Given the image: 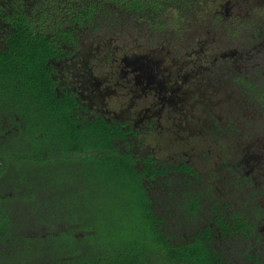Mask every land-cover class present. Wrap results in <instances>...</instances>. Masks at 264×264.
<instances>
[{"label":"trees","instance_id":"16d2710c","mask_svg":"<svg viewBox=\"0 0 264 264\" xmlns=\"http://www.w3.org/2000/svg\"><path fill=\"white\" fill-rule=\"evenodd\" d=\"M216 2L0 0V193L12 191L0 196V264H236L202 235L177 237L182 223L151 208L125 157L97 151L111 149V129L74 121L73 97L55 92L45 65L84 31L124 37L199 18ZM19 159L44 169L34 177L3 171ZM87 159L93 168H72ZM61 161L72 169L45 168ZM195 206L180 210L182 222L197 216Z\"/></svg>","mask_w":264,"mask_h":264},{"label":"flooded vegetation","instance_id":"af4514ba","mask_svg":"<svg viewBox=\"0 0 264 264\" xmlns=\"http://www.w3.org/2000/svg\"><path fill=\"white\" fill-rule=\"evenodd\" d=\"M257 1L264 0H243L237 6L234 5V0H218L214 11L208 10L196 18L202 27L197 31L210 30L207 27L215 20H224L232 10L231 16L235 10H241L244 5ZM235 18L244 22V18ZM196 19L176 20L174 24L157 29H128L124 37L117 36L113 31L109 32L107 41L115 43L109 49L105 45L106 50L101 56L98 54L103 48L98 46V40L92 35L99 29L87 30L76 37V46L61 44L57 47L45 65L55 92L61 96L69 94L73 97L76 103L73 110L74 121L77 120L78 124L87 122L95 125L94 122L102 120L106 123L105 127L111 129V149L97 151L111 150L125 157L127 167L135 171L150 198L151 208L161 213L159 216L164 214V218L170 220L171 217H176L175 220L182 223L177 227L178 232L175 231L177 237L202 235L216 250H219V245L224 247L222 257H227L226 248L229 250L237 239H249L248 244H245L249 250L242 251L243 258L251 256L258 260L262 254L257 249L261 245L264 248V201L258 204L252 200L247 217L242 215L241 210L228 209L229 202L216 200L212 197L215 193L211 191L214 187L218 189L216 183L230 190L235 189V185L244 189L253 186V190L259 191L256 196H261L264 185L259 182L262 180L260 176L264 177V171H257L255 174V169L260 166L252 163L257 161L256 156L247 152V146L251 142L246 141L242 145L236 140L232 152L223 148L221 143L224 139H231L228 133L232 128L227 124L229 128L225 130L226 133L221 128H215L214 113L203 98L214 95L215 88L222 85L220 80L215 79L222 68L218 60H229L234 67L246 66L244 63L248 60L242 58V53L246 57L256 56L261 42L249 43L245 52L223 46L212 53L215 55H207L199 52L198 48L191 47L190 41L186 46L171 41L174 36L179 38V34L185 32L189 23ZM263 30L264 27L259 31L253 30V38L264 36ZM200 40L193 39L192 45L200 47ZM151 41L154 44L148 47ZM164 41L165 48L162 47ZM86 43H96L95 50L87 48ZM250 50L254 52L252 55L248 54ZM250 66L253 67V64ZM262 79L263 86L259 95L264 97V77ZM245 80V77L240 76L233 79V82L239 83L236 86L244 93L248 87ZM224 109L230 110L226 106ZM217 118L220 122V116ZM228 120L229 117L226 122ZM205 122L212 128L207 131L206 137L203 135L208 125L202 128ZM253 127L250 126V129ZM247 133L249 136L253 133L252 136L256 137L254 130ZM206 140L212 143L207 145V150L203 147ZM255 141L258 144L262 142L260 137ZM50 163L45 168H61L65 171L80 166L84 168L86 165L93 168L91 159L84 163L80 161L71 169L70 161ZM200 165L206 169V175H213L205 178L198 169ZM40 167L30 169L27 163L19 159L18 162H7L3 171L8 172L7 169L10 168L14 174L9 172L10 176L16 177L21 168V173L25 175L31 170L30 175L34 177L39 174ZM42 169L44 168L41 167L40 170ZM50 171L44 175L47 176ZM38 191L43 195L45 190ZM11 194V190L1 189L0 196ZM248 195L249 200L253 198V194ZM26 199L33 201V198ZM194 202L197 216L190 218V221H195L199 213L205 221L191 231L190 224L193 223L182 222L180 210L187 205L193 209ZM204 203L207 204L206 207L203 206ZM239 205L242 208L246 206L242 202ZM241 225L242 230L239 228ZM249 263L252 264L251 261Z\"/></svg>","mask_w":264,"mask_h":264},{"label":"rangeland","instance_id":"374dc122","mask_svg":"<svg viewBox=\"0 0 264 264\" xmlns=\"http://www.w3.org/2000/svg\"><path fill=\"white\" fill-rule=\"evenodd\" d=\"M243 0H234V5H239ZM211 8V7H210ZM234 10L231 11V13ZM227 15L224 20H215L212 22V25L208 26L207 29L211 28L207 31H197L198 28L201 27V23L197 22L199 19H196L189 23L185 32H181L178 38L174 36L173 42L175 44H180L181 46H186L188 41H190L191 47L198 48L199 52H205L207 55H215L212 54L216 50L222 49L223 46L228 48H237L238 50L245 52L248 50V45L251 42H261L260 51L256 56L246 57L244 53L242 58L247 59L248 61L244 63L246 66L234 67L230 65L229 60H218L222 65L221 72L215 75L216 80H220L222 85H218L215 88V94L210 95L204 99V102L210 107L209 109L214 113V122L216 123L215 128H221L223 133H226L225 130H228L227 124L232 128L229 130L228 136L231 139H224L223 148L228 150L229 152L233 151V146L235 141H239L242 145L246 143V141L251 142L247 146V152L253 153L257 161H252L257 166H260L259 169H255V174L257 171H264V97L259 95L262 91L263 86V77H264V36H260L259 38H253L251 32L253 30H260L264 27V1H257L255 3H250L247 6L244 5L241 10H235V13L231 16ZM236 17L244 18V22L239 21ZM216 23V24H215ZM264 31V30H263ZM92 32V31H91ZM108 29L101 28L100 30H96L92 35L98 40L99 47L103 48L100 50L99 56L106 50L111 48L115 41L108 42L107 38L109 36ZM201 39L200 47L196 45H192L193 39ZM111 41V40H109ZM154 41L149 42L148 47H152ZM166 42L162 43V47L165 48ZM96 43L88 44L85 46L90 48L91 51H94V46ZM106 45V49L104 46ZM167 46V45H166ZM164 51V49H163ZM254 52L250 50L248 52L249 55H252ZM209 55V56H210ZM253 64V67L250 66ZM240 76L245 77V84H248V87L245 89L244 93L242 89L239 90L238 82H233L234 77ZM220 83V84H221ZM253 86V87H252ZM262 97V98H261ZM224 106L229 107V111H225ZM222 108L224 110H222ZM206 116V114H204ZM220 116V122L217 118ZM229 117L228 122H226V118ZM262 118V119H261ZM261 119V120H260ZM223 125L221 127V124ZM208 125V127H206ZM250 126H254L253 129H250ZM206 127V128H205ZM202 128H205L204 131L206 137L207 131H211V125L209 123L204 124ZM254 130L256 133V137L248 135V131ZM260 137L262 142L258 144L255 139ZM201 138H203L201 136ZM202 146V141H199ZM255 143V144H252ZM207 145H212V143L208 140L203 143V147L207 150ZM201 174L208 179L209 176L213 174L206 175V169L201 165L198 167ZM262 180L259 182L260 185H264L263 176H260ZM218 189L214 187L211 191L215 193L214 197L218 201L229 202L228 209H238L241 210L242 215L248 217L250 211V203L256 201L260 204L264 201V193L261 196L259 195V191L253 190V186L248 187L246 189L242 188V186L235 185V189H229L228 187L223 188L220 184L216 183ZM253 194L252 199H248L249 195ZM245 204V208L240 207V203ZM247 203V204H246ZM206 203L203 204L206 207ZM209 218V215H208ZM205 221L202 217H200V213L198 217L191 222L193 224L190 228L191 231L194 230L196 225L202 224ZM232 243L233 245L227 250V257H229L236 264H250L249 260L243 258L242 251L245 250L248 252V247L245 244H248L247 240H240ZM224 247H222L223 249ZM257 252L261 253V258L258 259L259 262L264 261V248L263 245L257 249Z\"/></svg>","mask_w":264,"mask_h":264}]
</instances>
